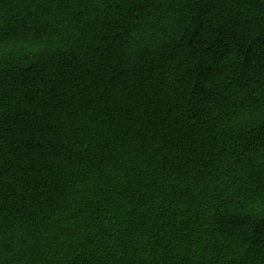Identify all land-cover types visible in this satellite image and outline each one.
Instances as JSON below:
<instances>
[{
    "label": "trees",
    "instance_id": "16d2710c",
    "mask_svg": "<svg viewBox=\"0 0 264 264\" xmlns=\"http://www.w3.org/2000/svg\"><path fill=\"white\" fill-rule=\"evenodd\" d=\"M0 264H264V0H0Z\"/></svg>",
    "mask_w": 264,
    "mask_h": 264
},
{
    "label": "snow or ice",
    "instance_id": "6c2138e0",
    "mask_svg": "<svg viewBox=\"0 0 264 264\" xmlns=\"http://www.w3.org/2000/svg\"><path fill=\"white\" fill-rule=\"evenodd\" d=\"M2 51H3V45L0 44V55H2ZM259 196H260L261 200L264 201V191H261V192L259 193ZM259 207H260L261 209H264V202L260 203Z\"/></svg>",
    "mask_w": 264,
    "mask_h": 264
}]
</instances>
